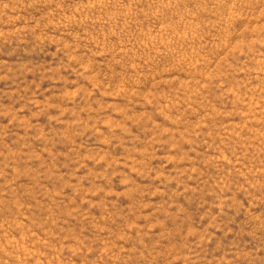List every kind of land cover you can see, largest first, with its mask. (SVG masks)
I'll list each match as a JSON object with an SVG mask.
<instances>
[{
	"label": "rangeland",
	"instance_id": "rangeland-1",
	"mask_svg": "<svg viewBox=\"0 0 264 264\" xmlns=\"http://www.w3.org/2000/svg\"><path fill=\"white\" fill-rule=\"evenodd\" d=\"M0 264H264V0H0Z\"/></svg>",
	"mask_w": 264,
	"mask_h": 264
}]
</instances>
